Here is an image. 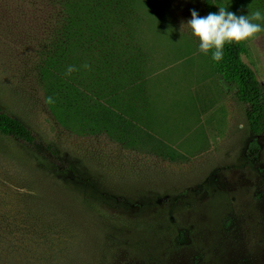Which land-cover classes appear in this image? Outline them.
I'll return each instance as SVG.
<instances>
[{
  "label": "rangeland",
  "instance_id": "obj_1",
  "mask_svg": "<svg viewBox=\"0 0 264 264\" xmlns=\"http://www.w3.org/2000/svg\"><path fill=\"white\" fill-rule=\"evenodd\" d=\"M212 1L264 29V0ZM192 10L207 16L204 0H0V108L40 140L0 135V264H264V128L182 28ZM242 45L264 89V31ZM126 63L136 100L164 116L171 96L173 119H129L116 140L96 114Z\"/></svg>",
  "mask_w": 264,
  "mask_h": 264
},
{
  "label": "trees",
  "instance_id": "obj_2",
  "mask_svg": "<svg viewBox=\"0 0 264 264\" xmlns=\"http://www.w3.org/2000/svg\"><path fill=\"white\" fill-rule=\"evenodd\" d=\"M67 5L71 4L67 3ZM204 10L207 15L209 13L218 14L219 12L218 7L212 0H204ZM72 17L76 18L75 15ZM100 17L101 13L99 11H87L84 15H77V18L79 20L82 18V21ZM90 29L93 30V27ZM95 33L93 35H95ZM98 35H100V33ZM243 54L244 47L242 43L231 44L225 45L224 58L221 61H214L211 53H208V58L213 72L216 75H221L227 82H237V88L234 93L235 98L244 107L245 117L252 133L254 135H261L264 128V89L254 71L243 62ZM135 72V67L127 63L125 65H113L105 70L106 76H110L109 81L111 84L104 87V89L107 92H111L112 101L110 104L102 106L96 116L100 119L101 123L106 124L107 129L113 134L116 140L127 138L129 134L137 130L136 125H134L135 123L129 120L135 117V107L137 103L140 104L136 100L140 98L137 96L138 89L132 84L133 82L131 80ZM50 92L52 99L54 98V102L51 104L58 107L56 90H50ZM60 106L66 109L71 108L69 102H64V104L59 103V107ZM92 120L95 121V116ZM0 135L14 140L17 144L26 148L35 149L40 143L38 136L35 135L31 129L1 108ZM148 137L152 139L150 136ZM135 138L141 139L137 135ZM154 148L156 152L161 153L165 158L172 161L180 159V155L159 141L155 142ZM249 148H257L256 141H253ZM45 149L49 150L50 148L45 147ZM51 155L52 157L55 156L53 152Z\"/></svg>",
  "mask_w": 264,
  "mask_h": 264
},
{
  "label": "clouds",
  "instance_id": "obj_3",
  "mask_svg": "<svg viewBox=\"0 0 264 264\" xmlns=\"http://www.w3.org/2000/svg\"><path fill=\"white\" fill-rule=\"evenodd\" d=\"M262 15L259 10L251 15L237 16L235 13L219 8L217 13H209L206 17H200L192 10L191 19L182 28L187 26L191 34L199 40V50L202 53H211L212 59L216 62L224 58L225 45L241 44L254 40L264 29L260 23ZM88 64L82 66L83 69H89ZM76 66H69L66 75H71L78 71ZM47 103H53L52 97H48Z\"/></svg>",
  "mask_w": 264,
  "mask_h": 264
},
{
  "label": "crops",
  "instance_id": "obj_4",
  "mask_svg": "<svg viewBox=\"0 0 264 264\" xmlns=\"http://www.w3.org/2000/svg\"><path fill=\"white\" fill-rule=\"evenodd\" d=\"M208 68H209L208 65L206 63H203V74H205V72H206L205 70H208ZM167 72H170V69H168ZM203 78H204V76H203ZM205 82H206V80L203 79V84ZM184 90H186V89L184 88ZM181 92H182V90H181ZM190 94H192V92ZM170 95H172V94L168 93V95H166L165 98H167L169 100V96ZM152 99H153V97H151V98L149 97L148 98L149 103H147L145 105V107L143 106V104L141 105V104L137 103V105L135 107V112L136 113H135V117L133 119H173V117L170 114V111L168 113L169 117L166 118V114L168 112V111L166 112V109L169 108V106L171 105L170 104L171 103V99H173L171 96H170V100H169L170 103L167 102V104H165L166 108H165V106H163V110H165L164 116H162V110H160L161 108H159L157 105L153 104L154 99H153V102H151ZM205 99H206V96L203 93V101H205ZM171 111H172V108H171ZM172 114H173V112H172Z\"/></svg>",
  "mask_w": 264,
  "mask_h": 264
}]
</instances>
